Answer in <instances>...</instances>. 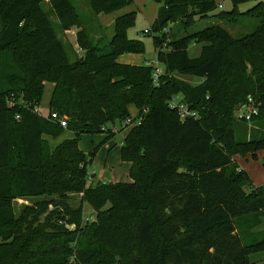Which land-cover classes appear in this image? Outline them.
<instances>
[{"label": "trees", "instance_id": "16d2710c", "mask_svg": "<svg viewBox=\"0 0 264 264\" xmlns=\"http://www.w3.org/2000/svg\"><path fill=\"white\" fill-rule=\"evenodd\" d=\"M133 1L87 0L84 16L69 0H0V264H108L109 258L115 264H259L250 255L264 250V183L255 186L234 156L258 160L261 152L264 162V0L246 12L239 6L257 0H231L233 9L218 13L216 0H164L147 34L164 65L157 81L153 65L119 62L144 53V45L127 36L135 12L117 17L111 39L102 32L92 38L91 29H104L101 14ZM45 4L62 32L78 29L83 56L71 60ZM244 16L258 26L238 38L220 24L192 31L209 19ZM169 24L177 27L174 35L164 32ZM192 44L201 46L196 58L188 51ZM185 74L203 82L190 86L179 78ZM45 84L54 86L49 115L66 116V129L34 112ZM177 95L199 119L181 121L169 107ZM249 97L260 107L250 122L237 118L251 125L242 139L233 112ZM10 98L30 106L10 107ZM125 127L131 130L121 160L131 164L130 182L88 187L96 152L87 157L81 137L111 138ZM63 130L75 137L53 150L45 136L56 140ZM67 193L82 194L96 219L83 223L82 206L54 200L35 207L56 205L63 217L54 213L41 223L45 211L36 208L13 215L12 200ZM58 222L75 229L61 230Z\"/></svg>", "mask_w": 264, "mask_h": 264}, {"label": "rangeland", "instance_id": "374dc122", "mask_svg": "<svg viewBox=\"0 0 264 264\" xmlns=\"http://www.w3.org/2000/svg\"><path fill=\"white\" fill-rule=\"evenodd\" d=\"M70 4L78 10L82 15L86 16L89 13L88 3L87 0H69ZM217 4L219 6L216 13L220 11H226L230 12L233 9V4L231 0H216ZM261 0H257L254 2H248L245 4H242L239 6L240 12H246L247 10L253 8L258 2ZM220 5L222 7H220ZM164 6V0H134L128 7L121 10L118 13L113 14H101L99 16V22L102 26V31L99 30V28H93L91 29L92 38L94 40H98L101 38L100 36L105 34V36L109 39L114 35V25L117 17L119 15L128 13V12H135L136 13V21L135 24L129 28L127 32L128 39L138 41L144 45V53L142 55L137 54H125L124 60L129 61L131 63H136L139 65L142 64H151L156 65L158 63L157 59V51L154 47V36L153 34L147 35L145 34L146 31H151L157 18L159 10ZM43 10L46 13L47 17L50 19L54 25H56V32L58 37L61 39V41L64 42L66 47L69 49L70 58L73 61L76 57L83 56V51L80 50V48L77 45V32L78 29L74 28L71 31L68 32H62L58 25V20L51 10L50 6L45 4L43 6ZM264 11V9H262ZM250 16H244V17H238V18H231L228 19L226 22L219 23L216 20L209 19L207 21L200 22L198 25L195 26V28L192 31H198L205 29L206 27H209L213 24H220L222 25L233 37L238 38L247 34L252 33L258 26V20L257 19H248ZM168 29H166L164 32H171L172 35H174V30L176 31L177 27L176 25L169 24ZM170 30V31H169ZM102 32V33H101ZM170 33V36H171ZM158 37L162 36V32H158L155 34ZM189 54L192 58H196L200 55L201 46L196 44H192L188 48ZM160 69L163 70L164 65L159 64ZM179 78L186 83H188L190 86H197L203 82L202 79L189 76V75H179ZM53 85L52 84H45V90L43 94L42 104L40 105L41 114L44 115V118L49 117V109H50V99L53 91ZM239 106V104L236 106V108ZM130 117L132 119L137 118L138 111L137 109L132 106L129 108ZM238 113L237 110L233 112V120L237 123V131L238 136L240 138H248L251 132V125L244 124L240 122L238 119ZM118 128H120V125H117ZM112 127V126H109ZM121 129V128H120ZM131 127H125L122 131L119 133H116L115 137L108 138V135L105 134H98V135H83L80 140V148L81 150L89 157L91 153L96 152L95 156L92 157L93 161L92 164L88 167V173L91 175H95L94 184L96 185L99 182H106L112 181V177L119 176V179H122L123 183H128L130 181L128 174L126 176V173L124 171V167L127 164V162L123 163L121 160V142L124 141V139L127 137L128 133L130 132ZM67 130H63V134L57 139H63V137H75L73 133H66ZM46 139L50 140L51 138L48 136H45ZM51 141V140H50ZM259 156L258 160H255L252 157V154H248L246 156L236 155L234 156V160L237 164L242 161H247L248 164L246 169L250 173V175L253 177L255 181L261 180L264 178V162L260 160L261 156L263 154L261 152L257 153V157ZM123 164V165H122ZM122 165V166H121ZM240 168H242L240 166ZM246 172V171H245ZM252 179V178H251ZM92 185V181H88V187ZM65 198L62 199L60 195L56 194H49L42 198L38 199H16L11 201V208L14 211V217H19L21 212L25 208L29 209H35V204L39 203L40 201H51L54 200L56 203L64 202L65 204H68L69 207L73 209H77L80 206H82V212L83 217L82 221L83 223L89 221H94L96 219V213L93 212L91 207L82 201V194H76V193H67L64 194ZM36 211L38 212H44L43 214H40L41 217L40 220L41 223L44 221L45 218H47L49 215L54 213H60L61 216H64V210L57 207L56 205L50 204L49 206H46L43 209L36 208ZM69 218V216H68ZM59 228L62 227L66 230H74V226H63L61 223L58 222ZM37 227V226H36ZM38 240V237H36V242ZM39 254V250H36V256ZM250 260L253 262H257L259 264H264V250L259 251H252L250 255ZM123 264H125L124 261H122ZM70 264H76L74 260L71 261ZM108 264H115V258H109Z\"/></svg>", "mask_w": 264, "mask_h": 264}, {"label": "built area", "instance_id": "2783aa9c", "mask_svg": "<svg viewBox=\"0 0 264 264\" xmlns=\"http://www.w3.org/2000/svg\"><path fill=\"white\" fill-rule=\"evenodd\" d=\"M220 7H222L220 5ZM149 31H146L145 34H148ZM151 65V64H150ZM162 74V69L159 67V63L154 65V72L153 76L155 81L159 79V77ZM18 103L22 104L25 108L29 107L30 105L23 102L22 100L15 102L14 98L8 99V104L10 107H15ZM169 107L172 110H176L180 116V119L182 122H185L188 119H199V114L192 110L183 100V97L181 95H177L169 102ZM260 104L256 102V100L252 97H249L247 102L240 107L238 110V118L246 120L247 122H250L254 116L258 115ZM34 112L39 114L42 117H45L41 114L40 106L34 107ZM54 124L58 125L61 128L66 129L68 126V118L66 116L61 117L58 113H52L48 117ZM19 119V117H18ZM131 121L129 120L127 124H129ZM142 122V119H139L136 124H140ZM115 133L117 130H113ZM122 145V143H121ZM88 181H92V175L89 174Z\"/></svg>", "mask_w": 264, "mask_h": 264}, {"label": "crops", "instance_id": "0c3cea01", "mask_svg": "<svg viewBox=\"0 0 264 264\" xmlns=\"http://www.w3.org/2000/svg\"><path fill=\"white\" fill-rule=\"evenodd\" d=\"M125 56V55H124ZM124 56H122V57H120V59H119V62L120 63H122V64H128V65H139V64H136V63H131V62H129V61H126V60H124ZM66 133H71V132H66ZM74 138V137H73ZM73 138H71V137H63V139H59V140H54V139H50V140H48L49 141V143H50V145H51V148L54 150L58 145H60L64 140H69V139H73ZM122 143V142H121ZM261 159H262V156L260 157ZM123 163H125V162H123ZM240 163V166L242 167V169L243 170H245L249 175H250V173L248 172V170L246 169V167H244V165H246L247 166V164H248V162L247 161H242V162H239ZM123 165V164H122ZM121 165V166H122ZM130 169H131V164L130 163H127L126 165H125V167H124V171H125V173H126V176H127V174H128V177H129V172H130ZM250 177L252 178V180H253V182H254V185L255 186H260L261 184H263L264 183V178L263 179H261V180H258V181H255L254 179H253V177L250 175ZM94 180H95V175H92V183H94ZM122 179H119V176H114V177H112V181H107V183H114V184H116V183H123V181H121ZM130 180V179H129ZM105 182V181H104ZM130 181H128V183H129Z\"/></svg>", "mask_w": 264, "mask_h": 264}, {"label": "water", "instance_id": "95a60500", "mask_svg": "<svg viewBox=\"0 0 264 264\" xmlns=\"http://www.w3.org/2000/svg\"><path fill=\"white\" fill-rule=\"evenodd\" d=\"M118 264H122V262L121 261H118Z\"/></svg>", "mask_w": 264, "mask_h": 264}]
</instances>
